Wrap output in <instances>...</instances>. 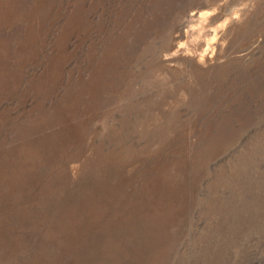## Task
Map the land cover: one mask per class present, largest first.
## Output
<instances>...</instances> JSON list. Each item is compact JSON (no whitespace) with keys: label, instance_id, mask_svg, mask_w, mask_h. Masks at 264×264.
<instances>
[{"label":"rangeland","instance_id":"1","mask_svg":"<svg viewBox=\"0 0 264 264\" xmlns=\"http://www.w3.org/2000/svg\"><path fill=\"white\" fill-rule=\"evenodd\" d=\"M124 250L264 264V0H0V264Z\"/></svg>","mask_w":264,"mask_h":264},{"label":"bare ground","instance_id":"2","mask_svg":"<svg viewBox=\"0 0 264 264\" xmlns=\"http://www.w3.org/2000/svg\"><path fill=\"white\" fill-rule=\"evenodd\" d=\"M170 206H176V204H172V205H170ZM143 216V215H142ZM156 232V231H155ZM155 234V233H154ZM151 242V239H149V241L147 242V243H150ZM113 255H118L117 256V258L115 259V261L116 262H118L117 264H120V263H122V262H124V261H129L130 259H132L134 256H135V254L134 253H129V254H127L126 255V251L124 250L122 253H120V254H117V253H115V254H111L110 255V260H111V257L113 256ZM110 260H107L106 259V264H107V262H108V264H110L109 263V261ZM103 264V263H102ZM113 264V263H112Z\"/></svg>","mask_w":264,"mask_h":264}]
</instances>
